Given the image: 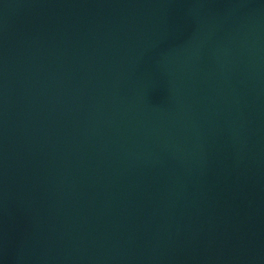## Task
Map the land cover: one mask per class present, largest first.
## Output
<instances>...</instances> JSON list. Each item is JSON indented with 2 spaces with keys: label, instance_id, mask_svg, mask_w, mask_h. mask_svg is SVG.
Here are the masks:
<instances>
[{
  "label": "water",
  "instance_id": "1",
  "mask_svg": "<svg viewBox=\"0 0 264 264\" xmlns=\"http://www.w3.org/2000/svg\"><path fill=\"white\" fill-rule=\"evenodd\" d=\"M0 264H264V0H0Z\"/></svg>",
  "mask_w": 264,
  "mask_h": 264
}]
</instances>
